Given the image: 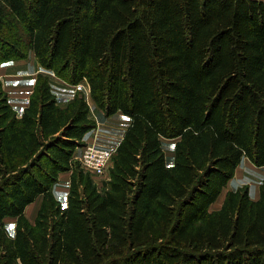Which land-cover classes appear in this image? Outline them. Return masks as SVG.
Wrapping results in <instances>:
<instances>
[{
  "label": "trees",
  "instance_id": "1",
  "mask_svg": "<svg viewBox=\"0 0 264 264\" xmlns=\"http://www.w3.org/2000/svg\"><path fill=\"white\" fill-rule=\"evenodd\" d=\"M30 53L20 116L0 82V264H264V177L209 210L243 157L264 166V0H0V66ZM47 73L128 118L101 187L75 158L85 95L59 106Z\"/></svg>",
  "mask_w": 264,
  "mask_h": 264
},
{
  "label": "crops",
  "instance_id": "2",
  "mask_svg": "<svg viewBox=\"0 0 264 264\" xmlns=\"http://www.w3.org/2000/svg\"><path fill=\"white\" fill-rule=\"evenodd\" d=\"M30 58L31 62H28ZM39 72L43 71L32 53H30L26 59L7 62L0 66V82L2 88L6 92L8 102L17 116L21 115L24 107L27 105L29 95L33 90L36 74ZM47 74L50 77L51 91L55 95L59 106H65L76 92H82L85 95L86 101L89 105V117L96 122V127L84 135L83 141L86 142L85 144H94L96 146L114 151L122 138V134L126 129V126L128 125V118L120 112L106 116L103 111L100 110L91 100L88 87L85 82H81L78 85H69L55 77L53 73ZM118 119H121V126L115 125V120ZM174 143L175 140H162L165 162L169 166L173 163ZM79 152L80 150L77 151V156ZM258 169L262 170L259 174L256 173ZM252 174H256L258 176L255 182L251 180L254 179ZM69 175V172L59 174L58 182L53 186V194L61 206L66 205ZM263 177L264 166L255 167L246 157H243L239 165L236 167L233 177L229 179L215 202L209 206V210L218 209L222 204L225 193L230 190H235L242 185H247L248 197L251 200H255L258 195V184ZM106 180H108V175L105 177V181ZM233 182L236 183L234 184ZM250 187H252V191H250ZM40 200L41 198L37 197L33 203L29 204L25 208L24 214L29 221H33L35 215H33V213H28V207H33L31 209H34L33 212L36 213ZM13 219L14 218L7 217L3 220L10 235H12L14 231L15 219Z\"/></svg>",
  "mask_w": 264,
  "mask_h": 264
},
{
  "label": "built area",
  "instance_id": "3",
  "mask_svg": "<svg viewBox=\"0 0 264 264\" xmlns=\"http://www.w3.org/2000/svg\"><path fill=\"white\" fill-rule=\"evenodd\" d=\"M114 151L94 144H85L77 159L81 167L95 176H103L108 172Z\"/></svg>",
  "mask_w": 264,
  "mask_h": 264
},
{
  "label": "rangeland",
  "instance_id": "4",
  "mask_svg": "<svg viewBox=\"0 0 264 264\" xmlns=\"http://www.w3.org/2000/svg\"><path fill=\"white\" fill-rule=\"evenodd\" d=\"M28 57V56H27ZM26 59V58H25ZM28 62H31V58L28 60ZM121 119H118V120H115V125L116 126H121L122 124H121ZM165 142V141H164ZM84 143H86L85 141H84ZM164 146H165V143H164ZM165 148V147H164ZM80 150V149H79ZM76 159H77V156L75 157ZM78 160V159H77ZM254 166V165H253ZM262 170L261 169H258L257 171H256V173H260ZM91 176H92V178L94 179V181L97 183V185H98V187H101L100 186V184L103 182V181H105V177L108 175V172L106 173V175H103V176H100V177H98V176H95V175H92V174H90ZM252 176L254 177V179H251L253 182H255L256 181V179L258 178V176L256 175V174H252ZM234 184L236 183V182H233ZM250 189V191H252V187H250L249 188ZM34 205V204H33ZM31 208H33V207H28V213H33V215H35V212H33V210L34 209H31ZM7 220H10V219H7ZM14 220V219H13ZM7 224V223H6ZM8 224H10V223H8ZM11 225V224H10ZM9 226V225H8ZM9 228V227H8Z\"/></svg>",
  "mask_w": 264,
  "mask_h": 264
}]
</instances>
